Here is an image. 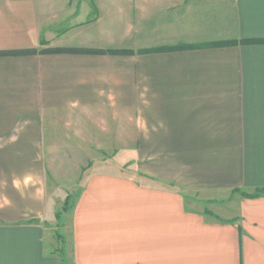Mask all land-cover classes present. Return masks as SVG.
I'll return each mask as SVG.
<instances>
[{
  "label": "crops",
  "instance_id": "crops-1",
  "mask_svg": "<svg viewBox=\"0 0 264 264\" xmlns=\"http://www.w3.org/2000/svg\"><path fill=\"white\" fill-rule=\"evenodd\" d=\"M63 1L0 0V50L182 48L0 56V264H67L47 236L55 112L149 124L135 170L149 182L104 169L74 197L70 264H264V0H85L101 34L94 8ZM221 41L239 43L202 46Z\"/></svg>",
  "mask_w": 264,
  "mask_h": 264
},
{
  "label": "rangeland",
  "instance_id": "rangeland-1",
  "mask_svg": "<svg viewBox=\"0 0 264 264\" xmlns=\"http://www.w3.org/2000/svg\"><path fill=\"white\" fill-rule=\"evenodd\" d=\"M65 3V0L63 1ZM67 2V1H66ZM70 3L68 10L76 9L82 5H90L94 12L88 20L91 22L89 30L94 34H101L103 23L99 19L97 2L92 8L85 0H68ZM81 6V7H82ZM64 14V12H62ZM57 16V15H55ZM71 22L62 18L57 24V29L62 30L70 27ZM47 25H52L51 22ZM116 28V27H112ZM82 29V28H81ZM93 34V35H94ZM70 47V46H64ZM81 48H92L86 46H75ZM98 49L97 47H93ZM104 49V48H103ZM133 50V49H132ZM139 50V49H138ZM136 51V50H135ZM20 55V54H18ZM67 113L55 112L51 114L49 124H45V146L44 158L47 167L48 184L50 194H53L55 213L49 222V235L51 238L50 250L57 254L64 251L65 262L68 261L67 253L71 250V228L68 216L69 204L71 205L74 197L79 193L85 178L100 170L111 172H122L140 179L143 177L147 182L150 178L135 171L140 163V135L141 131L148 134L149 124H68L66 118H61ZM100 123V122H99ZM218 199V196H217ZM220 200V199H219ZM228 201V200H224ZM223 201H212L202 204L206 212L210 215L218 216ZM201 205V204H200ZM60 211V217L57 212Z\"/></svg>",
  "mask_w": 264,
  "mask_h": 264
},
{
  "label": "trees",
  "instance_id": "trees-1",
  "mask_svg": "<svg viewBox=\"0 0 264 264\" xmlns=\"http://www.w3.org/2000/svg\"><path fill=\"white\" fill-rule=\"evenodd\" d=\"M241 43H254V42H262L261 40H241ZM239 42L235 41H221L217 42L215 44H204L202 45L203 47L205 46H211V45H229V44H236ZM182 47L178 46H160L156 48H142L137 51L132 50V49H122V48H81V47H64V46H53V47H43V48H29V49H12V50H0V56H5V55H18V54H35V53H61V52H77V53H120V54H133L136 52H159V51H168V50H177ZM262 192H264V188H260L257 190V192L251 196H258ZM243 195H246V192H243ZM70 207V204H69ZM61 213L60 211L57 212V216L60 217ZM60 255L61 257L64 255L65 252L63 251ZM63 260L65 261L64 257H62ZM66 263V262H65Z\"/></svg>",
  "mask_w": 264,
  "mask_h": 264
},
{
  "label": "clouds",
  "instance_id": "clouds-1",
  "mask_svg": "<svg viewBox=\"0 0 264 264\" xmlns=\"http://www.w3.org/2000/svg\"><path fill=\"white\" fill-rule=\"evenodd\" d=\"M31 179V178H30ZM8 201H5V203H7ZM0 206H2V205H0Z\"/></svg>",
  "mask_w": 264,
  "mask_h": 264
}]
</instances>
